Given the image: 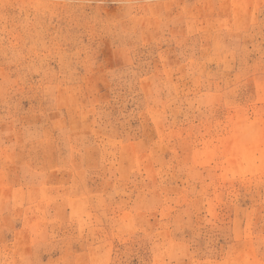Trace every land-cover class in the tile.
Here are the masks:
<instances>
[{"label": "rangeland", "instance_id": "obj_1", "mask_svg": "<svg viewBox=\"0 0 264 264\" xmlns=\"http://www.w3.org/2000/svg\"><path fill=\"white\" fill-rule=\"evenodd\" d=\"M143 2L0 18V264H264V0Z\"/></svg>", "mask_w": 264, "mask_h": 264}, {"label": "clouds", "instance_id": "obj_2", "mask_svg": "<svg viewBox=\"0 0 264 264\" xmlns=\"http://www.w3.org/2000/svg\"><path fill=\"white\" fill-rule=\"evenodd\" d=\"M127 13L121 19L115 21L112 30L120 38L117 55L123 60L126 74L133 80L137 79V49L140 37V26L144 20L141 14L145 4L143 0H124ZM51 6V0H0V18H4L6 11L10 8H19L22 11L32 9L38 14ZM100 264V262H96ZM163 264V262H160ZM228 264V262H222Z\"/></svg>", "mask_w": 264, "mask_h": 264}]
</instances>
